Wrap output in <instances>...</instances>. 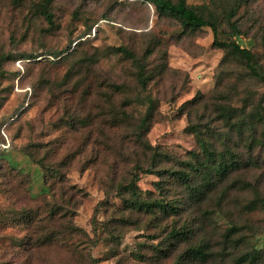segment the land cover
I'll return each mask as SVG.
<instances>
[{"label":"rangeland","instance_id":"374dc122","mask_svg":"<svg viewBox=\"0 0 264 264\" xmlns=\"http://www.w3.org/2000/svg\"><path fill=\"white\" fill-rule=\"evenodd\" d=\"M215 2L219 17L233 7ZM41 3L0 0V264H232L256 249L262 258L242 264H262L264 143L249 151L248 134L236 136L255 163L228 179H191L205 181L197 198L166 170L202 148L190 124L200 122L205 104L190 109L186 101L205 95L214 116L213 102L264 113V84L246 64L222 63L225 50L210 27L185 28L146 1L54 0L53 24ZM236 19L241 34L223 22V37L252 49L264 69V0H243ZM137 61L151 77L141 95L155 104L147 135L154 149L146 153L130 137L135 120L107 109L146 112ZM126 98L133 102L122 105ZM258 132L263 138L264 124ZM225 139L216 138L219 150ZM132 171L139 174L133 190ZM140 202L154 210H139ZM163 203L183 206L178 221L205 226L177 242L176 216ZM232 225L239 245L225 240ZM202 242H210L207 261L179 260Z\"/></svg>","mask_w":264,"mask_h":264},{"label":"trees","instance_id":"16d2710c","mask_svg":"<svg viewBox=\"0 0 264 264\" xmlns=\"http://www.w3.org/2000/svg\"><path fill=\"white\" fill-rule=\"evenodd\" d=\"M54 0H42L40 13L46 17V19L53 24V12L51 10L52 3ZM135 1V0H128ZM124 1V2H128ZM149 3L151 6L155 5L157 11L160 14H170L173 17H176L183 27L185 28H202L208 26L213 31L214 36V45L216 47L222 48L225 50V57L222 60V63L226 62L229 59L234 60L235 62H240L246 64V69L248 70V76L257 80L260 83L264 84V69L259 61L257 54L250 48L242 46L235 38L232 36H237L241 34L238 20H233V17L237 15L238 8L241 5L243 0H233L232 6L228 11H226L225 17H219L217 13V7L215 0H210L209 3L203 4H192L188 3L187 0H142ZM228 25L230 34L226 37H223V34L228 33L226 28L222 27L221 23ZM118 51H124L126 54L129 52L122 48H116ZM131 55V53H130ZM132 56V55H131ZM139 62V61H137ZM139 71L136 74L137 81L139 83L140 90H137L138 98L141 102L149 103L146 109V112L138 117H134L133 114H130L127 110L126 105L129 102H133V99L126 98V101L122 103L124 107H118L111 105L107 107L108 112L111 111L112 117L119 120L133 121L135 120L134 126L131 129L130 137L133 135L135 144H138L139 147L143 148L144 153L147 151L153 150L154 147L148 142L147 135L149 129L152 125L153 115L155 104L153 103V98L150 95L143 97L141 91L147 89L148 80L151 78L145 73V67L142 63L139 62ZM117 89V88H116ZM109 98L112 100L111 95ZM206 97L203 94H198L194 96L191 100L185 102V106L190 109H197L198 104H205V112L200 113L201 120L200 122H194L190 125L195 126L198 130V135L201 138L202 145L200 151H190V157H187L184 160L180 161V167L169 168L166 170V173L173 176L175 179H181L188 186L191 187V192L195 197L203 195L204 192V182L199 186H194L191 184V179H228L233 174H237L241 169H248L254 159H250L243 155V147H248L240 144V141L235 140L236 136H244L248 134L250 137L249 147L252 151V148L255 146L254 142L259 144L264 143V134L263 138H258V129L264 124V113L260 111H251L246 113V107H238L235 104L229 103H218L213 102L214 111L217 112L216 116L212 115L213 110H209V106L206 102ZM239 109L242 111V115L236 117L237 111ZM190 112V111H189ZM207 116L208 120H205ZM191 122V120H190ZM228 127V129H227ZM227 129V130H226ZM224 135L225 137H223ZM220 137L221 140L224 138V149L219 150L215 144L216 138ZM137 146V145H136ZM249 160V161H247ZM116 163V159H115ZM137 168L144 169L142 165L137 162ZM135 166V167H136ZM154 163H149V168L147 172H151L150 167H153ZM136 170V168L134 169ZM133 175L129 179H133L132 182L127 185L129 188H134V183L136 179H139V174L136 171H132ZM238 179V178H236ZM258 179V178H257ZM208 187V186H207ZM140 200V196H137ZM144 203H146L144 201ZM264 206V201H262ZM147 204V203H146ZM151 204H147V207L150 208ZM138 209L143 210L144 208L148 209L150 212L154 209H149L143 205V203H138ZM163 211H166L167 214H174L176 220L173 224L172 236L177 239V242L183 240L184 238L189 239L190 233H198V231L205 226L206 223L202 225L189 224L178 221L181 217L183 206L176 205L171 203L161 204ZM154 212V211H153ZM178 221V223H177ZM196 228V230H195ZM238 231L237 225H232L230 229L227 230L225 234V240L232 245H239L240 240L238 238H233ZM186 253L182 254L180 257L181 260H193L205 262L211 256L210 242H202L201 244L192 243L188 246ZM261 256L259 249H256L255 254L250 256L243 255L240 257L234 258L232 264H242L250 258L251 262H254ZM178 263V262H177ZM176 263V264H177ZM264 264V262L262 263Z\"/></svg>","mask_w":264,"mask_h":264},{"label":"built area","instance_id":"2783aa9c","mask_svg":"<svg viewBox=\"0 0 264 264\" xmlns=\"http://www.w3.org/2000/svg\"><path fill=\"white\" fill-rule=\"evenodd\" d=\"M120 1H128V0H120Z\"/></svg>","mask_w":264,"mask_h":264}]
</instances>
